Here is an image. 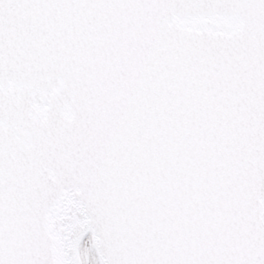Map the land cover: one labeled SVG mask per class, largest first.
I'll return each mask as SVG.
<instances>
[{"label":"snow or ice","instance_id":"6c2138e0","mask_svg":"<svg viewBox=\"0 0 264 264\" xmlns=\"http://www.w3.org/2000/svg\"><path fill=\"white\" fill-rule=\"evenodd\" d=\"M0 264H264V0H0Z\"/></svg>","mask_w":264,"mask_h":264}]
</instances>
